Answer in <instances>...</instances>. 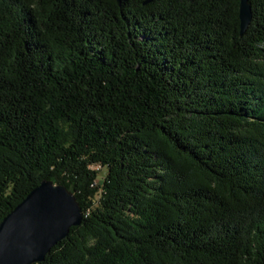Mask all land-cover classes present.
I'll return each instance as SVG.
<instances>
[{
  "label": "trees",
  "instance_id": "16d2710c",
  "mask_svg": "<svg viewBox=\"0 0 264 264\" xmlns=\"http://www.w3.org/2000/svg\"><path fill=\"white\" fill-rule=\"evenodd\" d=\"M249 3L0 0V224L44 180L84 214L34 264H264Z\"/></svg>",
  "mask_w": 264,
  "mask_h": 264
},
{
  "label": "water",
  "instance_id": "95a60500",
  "mask_svg": "<svg viewBox=\"0 0 264 264\" xmlns=\"http://www.w3.org/2000/svg\"><path fill=\"white\" fill-rule=\"evenodd\" d=\"M249 0H241V34L252 21ZM75 194L65 185L44 180L0 224V264H34L83 222Z\"/></svg>",
  "mask_w": 264,
  "mask_h": 264
},
{
  "label": "rangeland",
  "instance_id": "374dc122",
  "mask_svg": "<svg viewBox=\"0 0 264 264\" xmlns=\"http://www.w3.org/2000/svg\"><path fill=\"white\" fill-rule=\"evenodd\" d=\"M107 175V169L106 168H100L99 169V181L98 184L101 185L103 183V180L105 176Z\"/></svg>",
  "mask_w": 264,
  "mask_h": 264
}]
</instances>
